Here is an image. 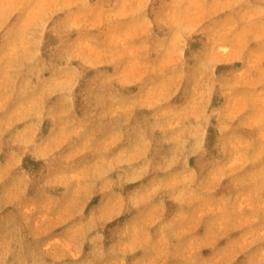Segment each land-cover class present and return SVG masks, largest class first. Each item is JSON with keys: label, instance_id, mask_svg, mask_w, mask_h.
Segmentation results:
<instances>
[{"label": "rangeland", "instance_id": "rangeland-1", "mask_svg": "<svg viewBox=\"0 0 264 264\" xmlns=\"http://www.w3.org/2000/svg\"><path fill=\"white\" fill-rule=\"evenodd\" d=\"M264 264V0H0V264Z\"/></svg>", "mask_w": 264, "mask_h": 264}, {"label": "bare ground", "instance_id": "bare-ground-1", "mask_svg": "<svg viewBox=\"0 0 264 264\" xmlns=\"http://www.w3.org/2000/svg\"><path fill=\"white\" fill-rule=\"evenodd\" d=\"M212 264V263H211Z\"/></svg>", "mask_w": 264, "mask_h": 264}]
</instances>
